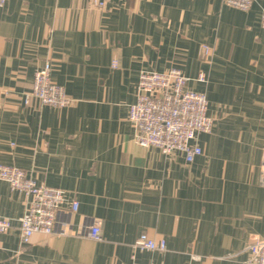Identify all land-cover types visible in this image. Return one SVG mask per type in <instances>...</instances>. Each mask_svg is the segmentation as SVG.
Listing matches in <instances>:
<instances>
[{
	"label": "crops",
	"instance_id": "obj_1",
	"mask_svg": "<svg viewBox=\"0 0 264 264\" xmlns=\"http://www.w3.org/2000/svg\"><path fill=\"white\" fill-rule=\"evenodd\" d=\"M264 0H6L0 6V163L79 201L69 234L21 239L29 197L0 179V264H253L264 239ZM211 48L207 56L203 45ZM75 99L41 104L35 71ZM182 69L204 91L212 130L187 162L134 139L129 106L142 70ZM200 71L207 82L196 77ZM101 222V237L91 225ZM164 238L165 251L137 237Z\"/></svg>",
	"mask_w": 264,
	"mask_h": 264
},
{
	"label": "built area",
	"instance_id": "obj_2",
	"mask_svg": "<svg viewBox=\"0 0 264 264\" xmlns=\"http://www.w3.org/2000/svg\"><path fill=\"white\" fill-rule=\"evenodd\" d=\"M98 7H103L109 0H91ZM228 5L248 10L254 0H224ZM6 0H0V6ZM264 28V12L261 15ZM203 49L208 56L209 45ZM51 62H46L35 71L30 94L41 104L57 108L71 106L75 99L64 86L51 77ZM190 78L181 68L172 66L166 70H142L137 84V99L129 106L128 118L134 127V141L143 146L158 147L164 155L175 151L184 154L187 162H192L204 150L198 141L201 132L212 130L213 119L208 115V97L204 91L188 88ZM200 82H207L208 75L200 71L196 77ZM0 179L9 182L13 190L23 192L29 197L25 213L20 218L21 239L30 242L34 233L46 235L69 234L70 224L61 219L63 205L68 202L70 209L77 212L79 201L68 198L66 190L59 187L38 183L23 168L16 165L0 163ZM12 226L10 218L0 215V233ZM101 222L96 220L90 227V236L101 237ZM134 246L140 250L165 251L167 243L164 238L155 239L147 233L140 234ZM249 261L264 264V239L257 238L249 245ZM146 264V263H134Z\"/></svg>",
	"mask_w": 264,
	"mask_h": 264
}]
</instances>
